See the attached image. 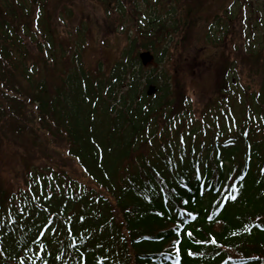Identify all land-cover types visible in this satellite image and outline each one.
<instances>
[{
	"label": "trees",
	"instance_id": "trees-1",
	"mask_svg": "<svg viewBox=\"0 0 264 264\" xmlns=\"http://www.w3.org/2000/svg\"><path fill=\"white\" fill-rule=\"evenodd\" d=\"M98 1L111 5L110 0ZM181 3L170 27L156 19L161 33H166L165 47L157 41L160 37L144 30L108 70L102 63L87 69L82 49L77 46L78 51H73L66 38L60 43L55 40L62 54L57 53L53 34L51 51L56 54L51 53L58 61L54 59L55 66L44 70L41 80L34 56L0 31L2 45L10 47L5 48L7 58L0 57L6 62L0 67V152L10 151L8 133L29 134L42 153L36 161L43 164L39 171V166L26 167L27 190L18 187V193L8 194L0 187V233L20 234L27 252L35 256L38 250L31 264H119L114 255L91 247L90 235L82 237L65 218L75 205L83 208L81 201L88 199L95 210L108 206L120 237L117 258L122 256L121 264H264V140L251 130L255 147L244 148L247 159L232 170L227 167L231 158L223 157L227 150L238 153L232 140L221 150L212 142L211 151L216 154L204 161L195 151L188 156L182 150L177 157L171 141L160 146L152 141H165L170 121L186 110V88L179 85L177 73L162 75L155 67L164 55L170 60L181 58L195 45L190 37L196 36V30L202 32L206 25L207 39L213 26L202 2ZM0 25H12L2 8ZM230 27L221 39L229 35ZM160 51L154 69L150 68L143 55ZM15 52L19 63L13 58ZM55 77L59 84L53 88ZM52 146L54 157L80 166L90 186L69 178L58 164L52 165L51 157H46ZM106 147L111 156L105 160ZM61 174L67 180L65 192L54 182ZM106 213L101 212L103 218ZM57 230L58 242L53 237Z\"/></svg>",
	"mask_w": 264,
	"mask_h": 264
},
{
	"label": "rangeland",
	"instance_id": "rangeland-1",
	"mask_svg": "<svg viewBox=\"0 0 264 264\" xmlns=\"http://www.w3.org/2000/svg\"><path fill=\"white\" fill-rule=\"evenodd\" d=\"M35 1L34 3L33 0H0V9L6 13L9 23L12 24L9 27L6 25V28L0 25V31L7 35V38H11V43L16 47H21L34 56L40 64L38 74L41 80L44 70L55 66L54 59L58 61V58L52 56V53H56L51 51L50 38L53 34L56 39L52 37V40L57 53H60V49L55 40L60 43L66 38L72 43L73 51L82 49L81 59L87 69H96L102 63L108 70L121 57L123 50L130 46L131 40L141 35L144 30L150 31L157 38L160 37L157 41L161 47H165L166 33H161L156 19L164 21V24L170 27L175 20L179 2H182L181 4L202 2V6H205V16L213 24L212 30L207 31V34L209 33L207 39L204 25L202 32L196 30V36L190 37L196 41L195 45L181 58L170 60L168 54L164 55L163 61L155 67L162 75L177 73L179 85L186 88V110L183 115L170 121L165 141L153 139V144L158 146V143L167 144V141H171L176 144L177 157L184 150L188 156L195 151L201 158H211V154H216L211 151L212 142L221 146V150L232 140L230 141L232 145L237 143L238 153L235 154L236 150L231 149L223 156L226 159L231 158L227 167L232 170L245 159L244 148L255 147L256 143L250 142L253 136L251 130L255 131L259 140H264V118L262 119L264 106L261 104L264 97L263 95L258 97L260 92L262 94L264 91V0H110L111 5L107 7L98 0ZM102 1L107 3V0ZM229 7L230 10L227 11ZM229 17L232 18L231 21H227ZM229 26H231L230 31H227L230 32L229 35L221 39ZM220 40L223 41L222 44ZM2 41L4 40L0 34V57L6 59L5 48L10 47L7 44L2 45ZM41 54H45L44 60ZM172 54L173 50L169 52V55ZM157 55L149 56L152 69L155 61L161 57V51L157 52ZM46 57L49 58L48 61ZM13 58L18 62L17 52ZM65 62L66 60L61 62L63 67ZM3 64L6 62L0 61L1 68ZM151 72L149 70L148 73ZM58 77L53 79V88L59 84ZM23 88L26 89L27 85L24 84ZM255 95L258 100L253 97ZM8 134V137L12 138V145L5 155L2 153V156L0 152V187L8 194H16L18 187L22 191L28 188L25 175L27 166L30 169L39 166L37 169L41 170L42 161L36 160L42 153L38 144L33 145V139L29 134ZM28 140L31 142L28 143ZM50 149L51 151H46L51 152L47 153L46 157H51L52 165L58 164V170L65 171L69 178L90 186L89 179L75 161H64L63 157H54L53 146ZM159 154L163 157L165 155L163 151H159ZM110 156L111 151L106 147L104 159H109ZM58 178L62 180L56 182ZM54 182L56 186L63 187L62 192L66 191L67 180L62 174ZM114 184L118 186V180ZM85 190L89 192L90 188ZM112 193L119 195L116 190H112ZM89 194L87 193V196ZM107 198L116 204L112 196L108 195ZM88 202L89 199L81 201L83 208L75 205L65 215L66 220L72 223V229L77 230L82 237L90 235L91 247L102 248L104 253L114 255L121 264L122 256L120 259L117 258L121 247L120 237L118 230L112 225L108 206L100 205L99 211L95 210L94 206L90 207ZM94 210L99 214L107 212V218H103L102 214L99 216ZM91 224L94 227H90ZM18 237L20 239V234ZM53 237L58 242V230ZM12 239L13 237L7 235L5 230L0 233V264L16 259L18 261L10 263L22 262L17 245L8 246ZM23 263L26 264V261L21 264Z\"/></svg>",
	"mask_w": 264,
	"mask_h": 264
},
{
	"label": "snow or ice",
	"instance_id": "snow-or-ice-1",
	"mask_svg": "<svg viewBox=\"0 0 264 264\" xmlns=\"http://www.w3.org/2000/svg\"><path fill=\"white\" fill-rule=\"evenodd\" d=\"M235 198H236L235 196L230 197V199H235ZM189 235H190V233H189ZM41 247H43V246H41ZM45 264H47V262H45Z\"/></svg>",
	"mask_w": 264,
	"mask_h": 264
},
{
	"label": "water",
	"instance_id": "water-1",
	"mask_svg": "<svg viewBox=\"0 0 264 264\" xmlns=\"http://www.w3.org/2000/svg\"><path fill=\"white\" fill-rule=\"evenodd\" d=\"M145 58V60H147V57H144Z\"/></svg>",
	"mask_w": 264,
	"mask_h": 264
}]
</instances>
